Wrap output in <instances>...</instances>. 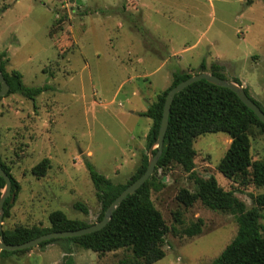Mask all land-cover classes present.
<instances>
[{
    "label": "rangeland",
    "instance_id": "rangeland-1",
    "mask_svg": "<svg viewBox=\"0 0 264 264\" xmlns=\"http://www.w3.org/2000/svg\"><path fill=\"white\" fill-rule=\"evenodd\" d=\"M2 51L7 68L19 70L26 85L52 86L35 100L20 93L0 99L1 153L20 183L3 228L47 226L55 209L96 222L101 205L87 162L115 183L131 178L148 152L152 125L139 112L171 85L174 72L198 73L203 60L211 72L218 63L264 108V0H0ZM250 137L253 159L264 158V133L253 127ZM230 143L224 132L197 137L194 170L214 176L251 208L264 186L243 185L218 169ZM44 158L50 168L37 176L32 168ZM158 176L165 186L152 200L170 229L166 255L152 264H210L235 238L236 217L200 201L178 202L180 188L195 189L180 165L159 168ZM261 214L264 224V209ZM198 218L204 222L198 235L172 230L181 232ZM73 249L75 264H120L125 253ZM64 255L57 241L0 256V264H60Z\"/></svg>",
    "mask_w": 264,
    "mask_h": 264
},
{
    "label": "trees",
    "instance_id": "trees-1",
    "mask_svg": "<svg viewBox=\"0 0 264 264\" xmlns=\"http://www.w3.org/2000/svg\"><path fill=\"white\" fill-rule=\"evenodd\" d=\"M8 64L9 57L6 52H0V69L10 86L7 95L20 93L26 98L35 100L41 93L52 88L50 84L26 85L22 73L17 69L9 70ZM199 67L200 71L207 69L205 60ZM222 69L223 66L218 63L211 65L213 74L226 78L225 74L221 72ZM192 74L194 73L188 71L174 72L171 85L160 93L146 110L139 112L140 115L152 119V125L146 135L148 152L155 146L158 139L167 93ZM233 80L242 85L239 78L234 77ZM244 89L249 95L247 87ZM253 100L264 110L259 102ZM253 127H258L264 133V122L233 90L211 83L206 79L191 83L175 95L163 151L154 173L134 194L128 195L123 200L114 211L109 223L100 230L81 236L54 238L43 241L38 246L43 248L53 242L61 241L64 244L65 255L60 264H75L74 245L99 253L123 249L125 253L120 264H152L162 259L166 255L165 238L170 228L162 212L155 206L152 192L160 191L165 186L163 180L158 176L159 168L165 169L172 164H177L189 172L195 182L194 190L185 187L178 190L176 194L178 202L185 207H190L200 201L209 209L229 212L236 217L238 229L235 238L210 264H264V224L260 221L261 209H264V192L253 196L255 205L248 208L234 190L224 189L214 176L200 177L194 170L196 155L194 140L202 134L224 132L229 135L231 143L218 164L219 171L228 179L236 180L243 185L253 182L257 186H264V158L254 160L252 156L250 133ZM157 150L156 146L152 152L156 153ZM148 152L143 153L140 165L126 183L113 182L99 172L91 162H87V168L101 205L97 221L103 218L106 208L115 198L145 172L149 161ZM0 165L11 179V193L5 199L3 207V218H6L10 216L13 201L20 191V183L15 178L11 167L3 160L1 141ZM50 165V159L44 158L33 166L32 173L44 176ZM5 187L6 181L0 176V197ZM12 198L13 201H11ZM74 206L86 214L89 212L88 207L81 202L75 203ZM180 215L179 211L175 213V221L182 224ZM48 217L50 224L47 226L42 224L18 225L12 228H3L1 234H3L6 243L18 244L47 232L79 229L92 224L83 219L70 218L61 209L52 210ZM203 224V219L198 218L185 226L181 232L172 230L178 234L192 237L202 232ZM30 249L32 248L0 249V256L6 258L15 253L27 252Z\"/></svg>",
    "mask_w": 264,
    "mask_h": 264
},
{
    "label": "water",
    "instance_id": "water-1",
    "mask_svg": "<svg viewBox=\"0 0 264 264\" xmlns=\"http://www.w3.org/2000/svg\"><path fill=\"white\" fill-rule=\"evenodd\" d=\"M200 79H206L207 81L214 83L216 85L228 87L233 90L238 97L251 109L255 112L258 118L264 122V110L246 93L244 86H241L234 80L228 78H221L212 72L201 71L195 74H192L185 80H182L177 85L169 90L166 95L164 108H163V116L161 120V125L159 128L158 139L154 147H158L156 153L152 152V147L149 150V161L145 172L136 180H134L131 184H129L116 198L115 200L106 208L104 212V216L102 219L90 224L89 226L73 229V230H60V231H51L44 233L38 237L25 241L23 243L18 244H9L4 240L3 234H1L3 230V207L5 199L11 193V179L9 175L6 173L4 168L0 165V176H2L6 181V187L0 197V249L1 250H21L26 248H32L38 246L41 242L51 240L54 238H64V237H74L81 236L96 230H100L104 228L110 221L114 211L121 205L123 200L130 194H134L136 190L144 184L150 176L154 173L157 163L161 157L163 151V144L165 135L167 132L168 124H169V115L171 111V106L174 101L175 95L182 91L185 87L190 85L191 83L198 81ZM0 98L6 96L10 91V86L6 81L5 77L2 74L0 69ZM13 201V198L12 200Z\"/></svg>",
    "mask_w": 264,
    "mask_h": 264
}]
</instances>
